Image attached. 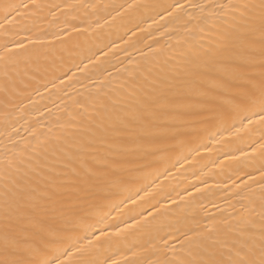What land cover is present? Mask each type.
<instances>
[{"label": "bare ground", "instance_id": "6f19581e", "mask_svg": "<svg viewBox=\"0 0 264 264\" xmlns=\"http://www.w3.org/2000/svg\"><path fill=\"white\" fill-rule=\"evenodd\" d=\"M178 2L185 5L184 11L169 7ZM207 2L0 0V24L12 11L5 3L21 13L12 11L16 19L0 28V51L16 42L24 44L13 49L15 63L7 71L14 88L9 93L3 91L5 69L0 65V241L5 229L6 174L11 170L26 191L36 188L38 195L67 201L59 185L66 183L63 163L66 153L74 151V142L120 135L111 131L115 116L94 106L97 96L107 94L105 99L110 97L122 108L126 98L115 89L136 69L154 68L149 80H156L157 87L165 77V83L170 82L173 65L179 64L185 41L191 39L184 28L185 12L194 11L188 5ZM164 8L173 14L160 19L158 13ZM229 22L246 27L240 20ZM203 42L207 43V37ZM141 83L146 90L153 86ZM180 119L175 139L138 145L124 136L128 151L110 155L118 161L117 183L98 191L87 203L72 198V204L79 205L81 222L71 235L79 238V246L91 240L102 262L153 264L163 258L161 238L169 233L178 235V229L182 232L230 218L250 201L258 207L264 195L260 131L237 132L231 125L239 128L238 119L224 123L217 112L201 108ZM88 195L80 192L82 197ZM62 225V220L53 222L54 227ZM101 230L105 235L96 240ZM44 239L38 237L37 244ZM62 259L74 264L79 254Z\"/></svg>", "mask_w": 264, "mask_h": 264}, {"label": "snow or ice", "instance_id": "6c2138e0", "mask_svg": "<svg viewBox=\"0 0 264 264\" xmlns=\"http://www.w3.org/2000/svg\"><path fill=\"white\" fill-rule=\"evenodd\" d=\"M4 7L21 14L11 4L5 3ZM33 7L38 5L33 4ZM169 7L185 9L179 2ZM188 7L194 11L185 12L188 19L184 28L191 39L185 41L186 51L181 54L179 64L173 65L170 82L165 83L168 79L165 77L157 87L156 80H149L154 68L136 69L115 89L126 98L122 108L110 97L105 99L107 94L97 96L94 106L99 105L115 116L111 131L120 135L98 142H74V151L66 153L63 163L66 183L59 185L65 189L63 195L68 197L67 201H54L46 193L38 195L36 188L26 191L19 186L11 170L6 174L0 264H67L62 257L77 253L79 259L74 264H107L92 249L91 240L87 246H79V238L71 235L81 222L79 205H73L72 198L87 203L89 197L94 198L98 191L117 183L118 161L110 159V155L128 151L124 136L138 145L141 141L175 139L173 133L182 123L180 118L194 108H201L217 112L224 123L238 119L240 127L236 128L233 123L232 128L237 132L255 128L264 140V0L244 3L209 0L190 3ZM12 11L6 13L0 28L16 19ZM165 14L173 13L168 8L158 13L160 19H164ZM230 20H240L246 27L241 28ZM205 37L207 43L203 42ZM22 47L23 42H16L12 48L6 45L0 51V65L5 69V93L14 88L7 71L8 66L15 63L13 49ZM141 80L151 83V89H144ZM121 112L125 114L121 116ZM3 115L7 120V113ZM260 148L264 156V143ZM261 177L264 180V170ZM82 191L89 195L80 196ZM57 219L63 221L62 226H53ZM177 232L178 235L169 233L167 238H161L164 256L153 264H264V195L258 207L250 201L242 204L241 210L230 218ZM104 235L101 230L95 239ZM38 237L46 239L37 244ZM65 242L68 247L61 249L59 245Z\"/></svg>", "mask_w": 264, "mask_h": 264}]
</instances>
